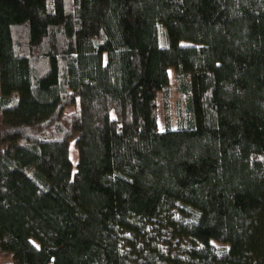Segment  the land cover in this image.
I'll return each instance as SVG.
<instances>
[{
  "label": "trees",
  "instance_id": "trees-1",
  "mask_svg": "<svg viewBox=\"0 0 264 264\" xmlns=\"http://www.w3.org/2000/svg\"><path fill=\"white\" fill-rule=\"evenodd\" d=\"M0 264H264V0H0Z\"/></svg>",
  "mask_w": 264,
  "mask_h": 264
},
{
  "label": "rangeland",
  "instance_id": "rangeland-1",
  "mask_svg": "<svg viewBox=\"0 0 264 264\" xmlns=\"http://www.w3.org/2000/svg\"><path fill=\"white\" fill-rule=\"evenodd\" d=\"M158 119H159L160 126H162L163 125V112H162L161 101L159 98H158ZM70 147H71L70 148L71 151L73 152L74 150H73V144L72 143H71Z\"/></svg>",
  "mask_w": 264,
  "mask_h": 264
}]
</instances>
